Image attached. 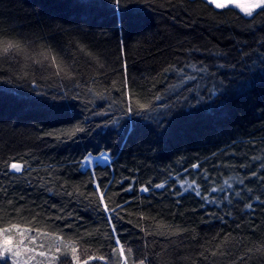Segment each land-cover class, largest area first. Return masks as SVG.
<instances>
[{"label": "trees", "instance_id": "1", "mask_svg": "<svg viewBox=\"0 0 264 264\" xmlns=\"http://www.w3.org/2000/svg\"><path fill=\"white\" fill-rule=\"evenodd\" d=\"M13 225L58 264L72 247L86 264H264V15L0 0V230Z\"/></svg>", "mask_w": 264, "mask_h": 264}, {"label": "snow or ice", "instance_id": "2", "mask_svg": "<svg viewBox=\"0 0 264 264\" xmlns=\"http://www.w3.org/2000/svg\"><path fill=\"white\" fill-rule=\"evenodd\" d=\"M115 2L117 4H120L122 2V0H115ZM205 3L207 5H209V6H214L215 9H226L231 4L234 7L240 8L247 17H253L254 14L255 15H264V0H250V2L247 3V4L236 3V0H205ZM257 10H259V11H257ZM13 47L19 48L20 45L18 43L8 42L7 46L3 48V51L5 53H7L9 51V49L13 48ZM44 55L47 58V54H44ZM52 59H53V62H55V56H53ZM170 67H172V66H170ZM191 67L195 68V65H191ZM168 70L169 69H165V72H167ZM173 70H175V69H173ZM206 70H207L206 68L199 69V71H201V72L202 71H206ZM178 71L183 73L184 69L180 68ZM195 78L196 77L193 76V75H187V77H186V79L189 80V81L194 80ZM155 100L160 101L161 97L160 96H155ZM137 103H138L139 108L143 109V110H147L150 107V105L148 103L141 104V103H139V101H137ZM128 111L129 112L133 111L131 103H129V105H128ZM79 131L82 132V131H84V129L81 128V129H79ZM101 160L106 163L109 160V156L107 154L103 153V152L100 153L99 156H97V157H93L91 154H88L86 157L83 158L81 166L82 167H90L94 163H97V162H99ZM193 167H198V165H194ZM23 168H24V165L22 163H20V162H12L8 166L9 171H14L15 173H20ZM253 175H255V173H253ZM240 182L243 183V180H241ZM192 183H193V185L195 184L194 181ZM155 187L156 188H164L165 185L164 184H156ZM96 189L97 190L99 189V184H96ZM125 190L126 191H131V188H128V189H125ZM141 190L144 191V192H148V191H150V188L148 186H144V187H142ZM196 195H200V192L198 190H196ZM99 196H100V200L103 201L104 192H102V191L99 192ZM103 207H104V210H105L106 213H108V212L115 213V211H116L115 208L109 209L107 204H104ZM116 207H122V206L117 205ZM246 207L248 209H252L253 205L252 204H247ZM116 218L117 219L120 218L119 214L116 215ZM107 219L109 221V227L112 229V232L114 234L113 239L115 240V242L117 244H119V239H118L117 236H115L116 227H115V224L112 223L113 217L111 215H109L107 217ZM13 227L17 228V229L19 228L18 225H13ZM4 231H10V229H4ZM21 235H23V233H21ZM7 239L8 238L6 237L5 241H4V246L2 247V250H0V256H4L5 253H7L9 251V249L7 247ZM30 242L34 243V240L30 238ZM18 243H22V241H19ZM33 251H34V249H33ZM56 251L59 252L60 248L57 247ZM120 251L123 252V248L122 247L120 248ZM129 252H131V249H129ZM18 255H19V252H13L12 253L13 257L18 256ZM39 255L40 256H44L45 253L44 252H40ZM55 259L56 258L53 257V264H54ZM99 259H103V257H100ZM71 260L74 261L75 264H80L79 257L76 255L75 247H72V249H71ZM4 264H7V260L6 259L4 261ZM140 264H145L144 259H142V258L140 259Z\"/></svg>", "mask_w": 264, "mask_h": 264}, {"label": "rangeland", "instance_id": "3", "mask_svg": "<svg viewBox=\"0 0 264 264\" xmlns=\"http://www.w3.org/2000/svg\"><path fill=\"white\" fill-rule=\"evenodd\" d=\"M250 0H236V3L239 4H247ZM234 7L233 5H229V7ZM241 13L243 11L238 8ZM258 11V10H257ZM244 14V13H243ZM245 15V14H244ZM246 16V15H245ZM109 156V160L105 163L102 160L97 162L101 164H107L110 163L111 157L108 153H105ZM92 155V154H91ZM93 157H97L96 155H92ZM99 156V155H98ZM97 163H94L90 168H93ZM88 168V167H83ZM23 233V235H21ZM25 234V230L22 228H14L10 229V231H4L0 230V250H2V247L4 246L5 238L7 237V247L9 251L5 253L4 256H0V258L3 259H10L12 264H53V257H55L54 264H58V260L60 259V255H58V252L53 249H43L39 246V244L36 242L38 240V234L35 233H29L28 235L31 236L30 238L34 240L33 242H27V238ZM19 241H22V243H18ZM34 249V251H33ZM13 252H19L18 256L13 257ZM44 252V256H40L39 253ZM124 254V252H122ZM124 257V256H123ZM123 264H127V261L122 259ZM80 264H86L87 261L82 260L79 258Z\"/></svg>", "mask_w": 264, "mask_h": 264}]
</instances>
